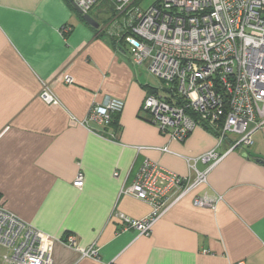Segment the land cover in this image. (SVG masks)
<instances>
[{
  "label": "crops",
  "instance_id": "0c3cea01",
  "mask_svg": "<svg viewBox=\"0 0 264 264\" xmlns=\"http://www.w3.org/2000/svg\"><path fill=\"white\" fill-rule=\"evenodd\" d=\"M99 6L87 14L99 25L94 29L65 0H0L4 208L55 238L51 264H264V126L250 146L228 152L224 140L206 184L175 203L149 236L125 229L114 216L140 220L150 213L146 202L122 193L144 161L193 178L188 164L216 140L206 126L181 142L160 134L142 111L160 82L151 85L146 66L132 65L125 43L100 31L112 13L109 2ZM41 82L50 83L62 108L39 99ZM105 98L123 104L108 126L71 124L70 116L83 121ZM206 167L195 164L199 172ZM78 174L81 189L72 186ZM196 197L214 209L194 206ZM69 235L74 248L58 242ZM91 246L98 260L82 257Z\"/></svg>",
  "mask_w": 264,
  "mask_h": 264
},
{
  "label": "built area",
  "instance_id": "2783aa9c",
  "mask_svg": "<svg viewBox=\"0 0 264 264\" xmlns=\"http://www.w3.org/2000/svg\"><path fill=\"white\" fill-rule=\"evenodd\" d=\"M100 1L73 0L84 15ZM104 1L110 3L112 15L103 31L125 43L134 67L145 65L160 82L159 89L143 101L142 111L150 122L170 140L183 141L197 126H206L216 140L214 149L188 164L193 178L144 161L134 184L122 189L151 210L140 220L120 213L114 216L125 229L149 236L154 223L175 203L206 184L207 173L223 157L216 148L224 140L230 143L228 152L250 146L253 133L264 126V0H158L145 10L138 7L139 0ZM63 80L65 84L73 81L69 76ZM38 97L50 107L62 108L48 82H41ZM122 108V102L105 98L91 105L83 121L70 116V122L105 127ZM197 162L206 169L197 171ZM72 186L82 188L81 174ZM193 204L215 206L198 197ZM54 242L55 238L6 210L0 199V247L5 250L0 264H51ZM58 242L75 247L71 235ZM81 255L98 260L94 246Z\"/></svg>",
  "mask_w": 264,
  "mask_h": 264
},
{
  "label": "rangeland",
  "instance_id": "374dc122",
  "mask_svg": "<svg viewBox=\"0 0 264 264\" xmlns=\"http://www.w3.org/2000/svg\"><path fill=\"white\" fill-rule=\"evenodd\" d=\"M158 0H139L138 1V3H137V5H138V7L140 8V9H142V10H145V9H147V8H149L150 6H152L154 3H156ZM100 3V2H99ZM99 3L96 5V6H94L93 7V9L91 10V12L92 11H96V9L97 8H99V11H100V9L102 8V7H100L99 6ZM111 13H112V10L110 11ZM96 13V12H95ZM112 15V14H111ZM93 16V15H92ZM111 17V16H110ZM108 23V22H107ZM106 23V24H107ZM105 26V25H104ZM107 29V28H106ZM113 30V29H112ZM143 70H145L144 68H143ZM145 72V71H144ZM145 77L147 78V80L149 81V83L151 84V85H158L159 86V84H158V82L156 81V79L152 76V75H150L148 72H146L145 73ZM145 79V78H144ZM5 252V250L3 249V248H1L0 247V255L1 254H3Z\"/></svg>",
  "mask_w": 264,
  "mask_h": 264
},
{
  "label": "water",
  "instance_id": "95a60500",
  "mask_svg": "<svg viewBox=\"0 0 264 264\" xmlns=\"http://www.w3.org/2000/svg\"><path fill=\"white\" fill-rule=\"evenodd\" d=\"M67 1L70 3L71 6L74 7V9L78 12V14L81 16L82 20H83L86 24H88L90 27H92V28H94V29H98V28H99V25H98L97 22H95L93 19H91L87 14H85V15L82 14V13L80 12V10H78V9L76 8V6L74 5L73 0H67Z\"/></svg>",
  "mask_w": 264,
  "mask_h": 264
},
{
  "label": "trees",
  "instance_id": "16d2710c",
  "mask_svg": "<svg viewBox=\"0 0 264 264\" xmlns=\"http://www.w3.org/2000/svg\"><path fill=\"white\" fill-rule=\"evenodd\" d=\"M65 1L68 3V5H70L69 2H68L67 0H65ZM101 1H102V0H101ZM70 6H71V5H70ZM110 9H111V8H110Z\"/></svg>",
  "mask_w": 264,
  "mask_h": 264
},
{
  "label": "flooded vegetation",
  "instance_id": "af4514ba",
  "mask_svg": "<svg viewBox=\"0 0 264 264\" xmlns=\"http://www.w3.org/2000/svg\"><path fill=\"white\" fill-rule=\"evenodd\" d=\"M106 25V24H105ZM100 31H103V29H101Z\"/></svg>",
  "mask_w": 264,
  "mask_h": 264
}]
</instances>
